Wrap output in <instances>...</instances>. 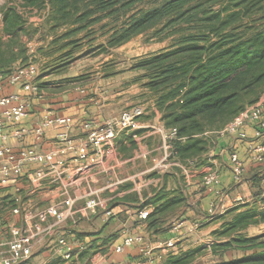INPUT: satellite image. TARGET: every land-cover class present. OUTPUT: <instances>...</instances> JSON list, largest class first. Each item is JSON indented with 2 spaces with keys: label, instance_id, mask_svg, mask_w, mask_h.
<instances>
[{
  "label": "crops",
  "instance_id": "1",
  "mask_svg": "<svg viewBox=\"0 0 264 264\" xmlns=\"http://www.w3.org/2000/svg\"><path fill=\"white\" fill-rule=\"evenodd\" d=\"M10 92L20 94L27 115L18 124L7 125V133L15 127H36L48 112L51 116H68L74 120L71 128L48 129L41 138L32 134L18 141L9 138L6 143L15 152L35 148L42 153H56L61 146L58 137L64 133L77 146L88 133L87 125H101L123 111L119 108L120 101L110 94L100 104L81 94L67 95L63 99L69 102L70 108L53 112L39 104L43 100L29 96L18 86L3 88V94ZM127 92L130 103L126 107L139 106L143 110L140 129L119 132L96 159L93 151L87 149L83 157L72 151L65 156L56 155L54 167L27 163L15 183L0 186V199L9 196L13 200L10 205L13 208L6 212L12 214L15 226L23 228L27 216H35L31 224L39 223L32 249L35 255L31 254L20 264H166L170 257L183 256L199 247L210 248L215 241L211 239L200 244L199 235L215 232L220 224H215V216L224 217L234 208H239L236 212L244 210L242 206H251L264 195V155L256 161L248 151L247 141L254 140L250 124L244 127L246 140L216 136L212 148L200 157L201 160L194 157L179 161L182 165L190 162L188 173L184 174L177 167L158 171L155 167L163 154L161 134L168 128L161 121L155 97L142 87L141 82L134 78ZM259 102L264 108V93ZM254 141L264 144V135ZM232 151L238 154L244 166L238 181L233 180L229 169L228 156ZM57 159L62 163L58 164ZM202 160L204 163L201 164ZM214 164L220 174L219 195L208 192L201 181L202 173ZM38 169L43 170L44 177L34 180L32 175ZM65 198L74 200L75 210L82 209L90 198L103 203L93 212L78 213L79 221L73 226L67 223L53 226L52 218L39 220L41 211ZM212 204L215 211L209 214ZM13 209L18 213L14 214ZM143 209L149 210L144 221L137 216ZM108 210L112 216L107 218L105 212ZM0 216L1 242L9 238L8 231L14 224H8L6 214ZM123 232L141 235L143 243L115 252L114 247L121 243ZM59 237L65 238L72 248L69 259L58 251ZM169 241L173 243L172 247L166 246ZM200 256L193 255L191 263L202 260Z\"/></svg>",
  "mask_w": 264,
  "mask_h": 264
},
{
  "label": "trees",
  "instance_id": "2",
  "mask_svg": "<svg viewBox=\"0 0 264 264\" xmlns=\"http://www.w3.org/2000/svg\"><path fill=\"white\" fill-rule=\"evenodd\" d=\"M17 1L24 11L45 9L46 22L51 21L56 30L66 29L64 38L88 30L103 18L120 16L122 22L112 28L105 44L99 46L101 51L119 48L166 21V28L177 35L172 44L134 58L131 69L140 73L135 80L155 97L164 126L176 130L171 147L181 162L200 160L213 145L215 133L259 102L264 93V0H162L129 16V11L147 0ZM1 17L0 76L5 77L25 58L20 38L27 33V19L14 8H4ZM48 85L36 83V95ZM0 202L1 215L2 206L6 212L13 200L5 196ZM242 207L228 212L233 218L217 233L220 239L212 245V253L223 256L237 249L245 255L222 264H264V233L241 234L250 225L264 223V195ZM200 250L170 257L166 264H192V256Z\"/></svg>",
  "mask_w": 264,
  "mask_h": 264
},
{
  "label": "built area",
  "instance_id": "3",
  "mask_svg": "<svg viewBox=\"0 0 264 264\" xmlns=\"http://www.w3.org/2000/svg\"><path fill=\"white\" fill-rule=\"evenodd\" d=\"M37 73L33 66H20L15 68L9 75L5 77L0 76V186L8 187L15 183L23 173V167L27 163H41L54 167V158L56 155L65 156L68 152H76L79 157H83L87 149L93 151L95 159L100 156L105 146L115 138V136L122 131L133 132L140 129L139 120L143 116V110L139 106L122 111L118 117L107 120L101 125L88 127L84 141L75 146L72 140L66 136L59 135L61 146L57 152L42 153L35 148L20 149L17 152L7 145V140L12 138L14 140H21L29 135L41 138L45 131L54 128L69 129L74 125V120L68 116H51L48 112L45 114L41 122L34 128H12L9 133L6 131L7 125H16L27 115L26 106L22 103V98L19 93L10 92L3 94V88L7 86H18L24 93L29 96H37L36 86ZM50 114V115H49ZM251 125L253 128V139L258 140L264 135V108L262 103L257 102L241 112H239L223 129L216 132L217 137L235 136L239 140H246V133L244 127ZM163 141V154L155 169L165 172L168 168H180L184 174L188 173V166L180 164L177 159L176 152L171 147V141L176 139V130L167 129L161 134ZM254 140L247 141V148L256 161H260L264 155V144L256 143ZM58 164H61L60 159ZM56 160V161H57ZM229 169L233 180H240L244 166L235 151L229 153L228 156ZM57 163V162H56ZM44 172L38 169L32 175L34 180H41L44 177ZM201 181L204 188L215 195H219L217 189L220 183V174L218 167L214 164L209 166L201 175ZM102 201L97 198H90L82 209L75 210L73 208L74 200L70 198L63 199L60 203L54 204L45 208L38 214L40 221H45L47 218L53 219V226H58L66 222L71 223V226L76 225L79 221V214L93 212L96 208L102 205ZM215 205L209 207L208 213L213 214ZM14 214L18 213L17 209H13ZM108 218L112 216L110 210L105 212ZM139 220H146L149 216V210L143 209L138 212ZM27 216L25 220L33 219ZM39 223H33V230L29 228L22 229L19 227H12L10 229V238L0 242V264H20L25 262L31 255L32 249L35 245V228L38 230ZM143 243L141 235H130L126 232L122 234L121 243L114 247L115 252H122L125 248L131 247L135 244ZM58 251H61L65 259L71 257V246L66 239L59 237L57 240ZM167 247H172L171 241L167 242ZM145 252V250H141Z\"/></svg>",
  "mask_w": 264,
  "mask_h": 264
},
{
  "label": "rangeland",
  "instance_id": "4",
  "mask_svg": "<svg viewBox=\"0 0 264 264\" xmlns=\"http://www.w3.org/2000/svg\"><path fill=\"white\" fill-rule=\"evenodd\" d=\"M160 1L162 0H147L137 4L127 16L139 9L153 7ZM4 8H14L27 19L24 26L27 33L26 35L22 34L20 38L25 58L22 62H16L14 67L33 66L37 73L36 83L38 85L41 83L51 84L48 85V88L45 86L43 92L36 98L43 100L44 102L39 104L45 106L46 110L53 112L70 108L69 102L64 101L63 97L75 94L84 95L96 104L102 103L110 94L109 96H113L116 101H120L119 108L121 111L132 108L133 106L126 107V104L130 103L127 91L133 83V79L140 74L131 69L134 58L154 54L169 47L177 36L172 34L174 29L166 28V21H163L155 28L132 38L119 48L101 51L99 46L105 44L112 28L122 22L120 16L103 18L88 30H84L76 36L64 38L66 29L56 30L51 21L46 22L45 9L40 12L37 9L24 11L17 0H0V33L2 29L1 13ZM176 29L178 28L176 27ZM76 77H83V80L80 82L69 81ZM111 92L113 93L111 94ZM215 141L216 136H214L213 143ZM210 146L212 148L213 145ZM202 163L204 160L201 161ZM2 213L7 215L8 224H14L15 219L12 218V214L4 211V206ZM222 216L217 215L213 218L217 220L215 224L220 223L215 232L209 233L210 235H199L200 244L208 243L211 239L215 241L213 244L218 242L220 237L217 233L222 230L224 223H229L233 218L232 214ZM218 219L220 220L218 221ZM33 221L35 218L26 222L24 220L22 229L29 228L32 232L33 226L30 222ZM66 223L71 226V223ZM12 227L17 226L14 224ZM262 233H264V223L250 225L241 234L242 236H257ZM8 235L10 238V231H8ZM199 248L201 250L196 255L197 257L201 255L202 260H195L192 264H222L245 255V252L237 249L227 250L221 256V253H212V246Z\"/></svg>",
  "mask_w": 264,
  "mask_h": 264
}]
</instances>
